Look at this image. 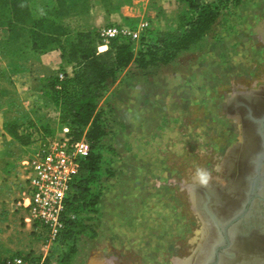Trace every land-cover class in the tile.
Instances as JSON below:
<instances>
[{
	"label": "rangeland",
	"instance_id": "rangeland-1",
	"mask_svg": "<svg viewBox=\"0 0 264 264\" xmlns=\"http://www.w3.org/2000/svg\"><path fill=\"white\" fill-rule=\"evenodd\" d=\"M48 3L69 4L58 20L71 33L92 31L100 39L102 28L122 26L138 35L136 49L140 38L183 31L180 17L188 22L195 15L188 0H33L30 7L41 16ZM220 6L211 29L170 62H134L104 85L97 106L105 135L95 148L102 158L91 183L99 200L80 212L74 242L55 249L45 246L46 229L26 221L28 212L20 205L28 190L22 160L43 136H62L50 82L64 79L73 67L55 44L37 52L26 47L17 60L0 51V264L26 245L24 254L49 251L51 264L62 254L60 264H186L190 258L187 264H201L209 230L188 181L197 166L211 171L212 210V186L232 180L234 189L238 180L232 177L240 179L236 164L232 171L224 165L229 182L217 185L225 181L226 152L242 137L230 99L264 85V0ZM7 36L0 28V39ZM30 121L43 128L30 129L32 144L5 126L16 123L22 133Z\"/></svg>",
	"mask_w": 264,
	"mask_h": 264
},
{
	"label": "trees",
	"instance_id": "trees-1",
	"mask_svg": "<svg viewBox=\"0 0 264 264\" xmlns=\"http://www.w3.org/2000/svg\"><path fill=\"white\" fill-rule=\"evenodd\" d=\"M30 1L33 0H0V28L8 32L6 38L0 39V51L4 56L17 60L26 47L37 52L55 44L62 49V57L67 64H72L73 69L62 80L58 77L52 79L50 85L53 92L49 95L60 112L62 127H68L76 139L86 135L91 144V152L72 187L73 197L68 199V209L75 217L66 221L60 238L61 245L67 246L77 237L80 212L88 207L94 208L99 200V196L91 191V183L93 175L100 169L102 158L95 148L105 135L97 106L104 85L134 62L143 67L149 63L170 62L179 51L188 49L211 29L220 15L222 2L240 4L243 0H218L214 3L188 0L189 8L195 15L188 22L183 21V16L180 17L183 31L165 32L152 41L140 38L138 49L134 39L116 37L110 40L108 49L103 52L97 48V39L100 41L97 33H71L58 20L59 14L69 4L50 7L48 3L45 14L36 16L38 10L30 7ZM58 1L61 3V0ZM58 83L59 87H55ZM5 126L16 137H21L19 139L24 140L25 144L33 143L30 129H43L31 121L25 125L22 133L18 132L16 123L6 122ZM63 258L64 254L57 263L60 264ZM50 259L47 258L46 264H51Z\"/></svg>",
	"mask_w": 264,
	"mask_h": 264
},
{
	"label": "built area",
	"instance_id": "built-area-1",
	"mask_svg": "<svg viewBox=\"0 0 264 264\" xmlns=\"http://www.w3.org/2000/svg\"><path fill=\"white\" fill-rule=\"evenodd\" d=\"M100 40L108 49L111 39H135L138 35L125 27L111 25L99 32ZM91 152V144L84 135L80 139L63 128L62 136H43L34 151L22 160L26 170L28 190L20 205L28 212L26 221L46 229V247L61 246L60 238L66 221L75 215L68 209V199L73 197L72 187ZM49 251L41 253H14L3 264H46Z\"/></svg>",
	"mask_w": 264,
	"mask_h": 264
},
{
	"label": "water",
	"instance_id": "water-1",
	"mask_svg": "<svg viewBox=\"0 0 264 264\" xmlns=\"http://www.w3.org/2000/svg\"><path fill=\"white\" fill-rule=\"evenodd\" d=\"M263 100H264V86H260L259 88L251 90L249 92L237 93L234 97L230 99V104H229V107L230 109H232L233 114L238 115L242 122V137L239 142H236L232 147L228 149L223 159V162H222L223 169L222 170L224 174H226V177L228 178L230 177V173L228 175V173L226 172V168H225V166L227 165L226 159L228 155L233 152V150L238 151V150L244 149V147L247 148L246 144L248 140H251L252 138L257 140L258 145H259V148H258L259 153H257V157L254 160L255 166L252 170V176L248 177L250 187L248 189L249 192L245 196V198H247L248 200L247 201L248 204H252V202L256 203L255 196L257 195V190L261 188V185L264 182V113L258 114L254 109V108H257V106H259V103ZM193 195H194L195 203L198 209L202 210L201 212H202V216L204 219L206 230L208 229L210 231L209 226L211 223V219H213L217 224H218V221H226V224L224 223L223 225H220V224L217 225V226H223V228H225L227 224H231L235 220H238L242 217L240 214L238 218H235V214L232 215L233 212H230V211L227 213L228 214L227 216L223 217V219L212 215L211 214V209H212L211 203L213 200V195L211 194L209 190V186L194 187ZM240 201L241 199L239 200V202ZM236 208H237V205H236ZM245 209H246V206H245ZM211 216H213L214 218H212ZM205 235H206V231H205ZM213 247L215 246H212V248ZM207 249H208V252L206 253V255L213 251V249L211 250V245H209ZM194 257H196V254ZM208 258H209L208 255L204 256V259L202 260L201 264H208L209 262ZM190 259H194V258H190ZM190 259L186 261V264L188 263V261H190Z\"/></svg>",
	"mask_w": 264,
	"mask_h": 264
},
{
	"label": "flooded vegetation",
	"instance_id": "flooded-vegetation-1",
	"mask_svg": "<svg viewBox=\"0 0 264 264\" xmlns=\"http://www.w3.org/2000/svg\"><path fill=\"white\" fill-rule=\"evenodd\" d=\"M239 93H243V92H239ZM230 113L233 114L232 109H230ZM248 160L249 158H245L242 160L244 161L243 163L245 165L244 167H242L240 171V179H238V183H237V185L239 184L238 192L240 193L238 194H239L241 201L239 202V198H237L239 202V204L237 202V208L235 207L236 209L233 208L229 210L230 212L233 211L232 215L235 214V218H238L240 214L242 217L238 220H235L231 224H227L225 228H223V226H217V225L218 224L223 225V223L226 224V221H218V224H217L213 219H211V223L209 226L210 231H209V237H208L209 238L208 244L211 245V250L213 249V251L207 254L209 256L208 264H222V260L224 258L228 260L226 261L228 263L229 261L235 262L237 261L238 256H239L237 248H236L238 244L239 245L248 244L253 241H260V240L264 241V235H263L264 224L261 223L263 226H260L259 228L260 230L258 229L257 232H254L255 231L254 221H257L258 217H261V221L264 223V193L262 192L264 191V188H260L257 190V195L255 196L256 203L252 202V204H248L247 203L248 200L247 198H245V196L249 192L248 189L250 187L248 178H246V176H244L243 174L244 169L248 163ZM223 179L225 180L224 183L219 182V184H217L219 187H220V184H227L228 177H226V174H224ZM243 184H244V187H243ZM245 206H246V209H245ZM214 211L217 212V210H214ZM211 214L215 216L212 209H211ZM211 217L214 218L213 216ZM221 217L223 218L225 216H221ZM235 234L236 236H234ZM211 236H212V240H211ZM212 246H215V247L212 248ZM248 254H251V253H245V255H248Z\"/></svg>",
	"mask_w": 264,
	"mask_h": 264
},
{
	"label": "bare ground",
	"instance_id": "bare-ground-1",
	"mask_svg": "<svg viewBox=\"0 0 264 264\" xmlns=\"http://www.w3.org/2000/svg\"><path fill=\"white\" fill-rule=\"evenodd\" d=\"M103 49H105V47H103ZM254 109L258 114L264 113V100L261 101L259 103V106H257V108H254ZM255 111H254V113H255ZM246 147L247 148L244 147V149H241L238 151L235 150L232 152V155L230 154V157L228 156L226 166H227L229 171H232L235 164H236V168H238L241 171L242 167H244V165H245L243 163L244 161H242V160L245 158H249L248 163L244 169L245 173L243 172V174L246 175L248 172L249 175H251L249 170L253 169L255 166L254 160L257 157V153H259L258 152L259 145H258L257 140H255L253 138L250 140V145L246 144ZM247 169H249V170H247ZM235 175H234V178L232 177V179H234V182H235V179H236V181L238 180V177H235ZM231 182H232V180L229 182V184ZM237 183H238V181H237ZM229 184L226 187H221V188H218L217 186L211 187V190L216 192L215 194L217 197L216 202L213 204V208H217V212L214 210H212V211L214 212L216 217L221 218V219H223L221 216H227L228 215L227 213L229 212V210L236 207L237 202H238L237 198H239L238 193H240V192L237 191L238 190L237 187H239V184L238 185L236 184L234 189L232 188L233 184L232 185H229ZM222 186H223V184H222ZM243 187H244V184H243ZM261 188H264V184L261 186ZM262 192L264 193V191H262ZM261 223L264 224L261 221V217H258L257 221H254V225H255V231L254 232H257V230L260 228V226H263ZM263 235H264V233H263ZM234 236H236V234ZM236 248H237V251L239 254L237 261H235V262L229 261V263L228 262H222V264H264V241L260 240V241H253V242L248 243V244H240V245L238 244V246ZM245 253H251V254L245 255ZM203 258H201V259H203Z\"/></svg>",
	"mask_w": 264,
	"mask_h": 264
},
{
	"label": "clouds",
	"instance_id": "clouds-1",
	"mask_svg": "<svg viewBox=\"0 0 264 264\" xmlns=\"http://www.w3.org/2000/svg\"><path fill=\"white\" fill-rule=\"evenodd\" d=\"M211 180V171L207 168L197 166L188 182L194 187H207Z\"/></svg>",
	"mask_w": 264,
	"mask_h": 264
},
{
	"label": "crops",
	"instance_id": "crops-1",
	"mask_svg": "<svg viewBox=\"0 0 264 264\" xmlns=\"http://www.w3.org/2000/svg\"><path fill=\"white\" fill-rule=\"evenodd\" d=\"M20 245H21V244H20ZM28 245H30V244H28ZM26 247H27V245H26ZM26 247L20 246L18 249H20L19 251H20L21 253H25V249H26Z\"/></svg>",
	"mask_w": 264,
	"mask_h": 264
}]
</instances>
